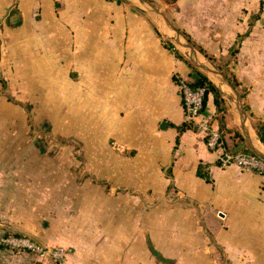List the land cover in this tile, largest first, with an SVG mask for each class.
<instances>
[{
	"label": "crops",
	"instance_id": "0c3cea01",
	"mask_svg": "<svg viewBox=\"0 0 264 264\" xmlns=\"http://www.w3.org/2000/svg\"><path fill=\"white\" fill-rule=\"evenodd\" d=\"M148 2L194 48L197 64L215 69L236 88L198 67L174 44V33L158 15L130 0H0V44L9 43L16 55L27 54L16 58L29 63L34 78L66 83H95L106 69L105 55L112 54V134L134 143L139 165L153 169L152 196L156 189L155 195L169 203H181L186 217L178 222L187 231V237L163 236L162 244L175 248L168 257L149 237L139 240L141 248L134 253L132 240L124 264H264V168L222 166L202 134L186 122L178 84L190 81L195 69L220 91L225 109L216 111L209 93L202 114L226 139L232 133L225 130L241 135L230 153L249 149L244 131L252 143L260 142L255 126L264 122V0ZM4 80L0 74L2 97ZM199 168L206 177L198 176ZM4 181L0 174V198ZM4 213L0 206V237L25 235ZM50 233L31 236L63 249L62 259L0 247V264H89Z\"/></svg>",
	"mask_w": 264,
	"mask_h": 264
},
{
	"label": "rangeland",
	"instance_id": "374dc122",
	"mask_svg": "<svg viewBox=\"0 0 264 264\" xmlns=\"http://www.w3.org/2000/svg\"><path fill=\"white\" fill-rule=\"evenodd\" d=\"M20 54L0 44L5 220L32 238L33 232L51 231L70 247L66 252L89 264H124L132 240L137 253L144 237L160 254L172 255L175 248L163 245V236L187 237L178 222L186 214L181 203L165 202L156 189L152 196L153 169L139 165L134 143L112 134V54L105 55L106 69L95 83L34 78L29 63L20 61L27 54Z\"/></svg>",
	"mask_w": 264,
	"mask_h": 264
},
{
	"label": "built area",
	"instance_id": "2783aa9c",
	"mask_svg": "<svg viewBox=\"0 0 264 264\" xmlns=\"http://www.w3.org/2000/svg\"><path fill=\"white\" fill-rule=\"evenodd\" d=\"M180 96L185 112V120L194 129L202 134L208 150L216 153L217 160L222 166L234 162L244 170L262 169L263 164L256 156L243 152L234 154L224 150L220 132L210 122L203 117V96L204 88L197 86L191 87L186 81L179 80ZM0 246L12 251L29 252L41 259L51 258L53 260L62 259L64 251L61 248H50L42 245L27 235H7L0 237Z\"/></svg>",
	"mask_w": 264,
	"mask_h": 264
},
{
	"label": "trees",
	"instance_id": "16d2710c",
	"mask_svg": "<svg viewBox=\"0 0 264 264\" xmlns=\"http://www.w3.org/2000/svg\"><path fill=\"white\" fill-rule=\"evenodd\" d=\"M118 1H120V0H118ZM148 1H151V0H148ZM167 47L173 49V51L177 57L184 58L183 56L179 55L178 51L176 49H174V47L172 46L171 43L168 42ZM191 74H194L192 79L190 81H186V80L185 81L187 82V84H189L193 88L197 87V86L204 88V96H203V103H202L203 110L205 109L207 95L209 93H211L213 96L216 111H223L225 109V105H224V101L222 99L220 91L202 73L198 72L197 70L194 69V71H192ZM232 85L234 88H236V86H237V84L234 81H232ZM189 126H191V125H189ZM217 129L219 131V128H217ZM255 130H256V134H257L259 141L261 142L262 145H264V122L258 121L256 123ZM232 131L233 130H231V129L229 131L225 130V132L232 133V135L227 139L224 137L225 133H223V132L220 133L224 150L227 153H230L229 150H231V148L234 145L238 144V141H242L241 135L238 134V132H234V131L232 132ZM242 152L249 154V155H254L252 153V151L248 148H244L242 150ZM231 154H234V153H231ZM197 174L200 177H206L205 174L202 172L201 168L198 169ZM7 235L19 236V234H13V233L4 234L2 236H7ZM0 247H2V246H0ZM2 248H5V247H2ZM5 249H7V248H5ZM15 252H18V251H15ZM25 253H29V252H25Z\"/></svg>",
	"mask_w": 264,
	"mask_h": 264
},
{
	"label": "water",
	"instance_id": "95a60500",
	"mask_svg": "<svg viewBox=\"0 0 264 264\" xmlns=\"http://www.w3.org/2000/svg\"><path fill=\"white\" fill-rule=\"evenodd\" d=\"M138 2V4H140L141 6H147L148 7V11H150L151 13H154L156 15H158L160 17V19L164 22V24L166 25V27H168V29H170L174 35L172 37L173 41L175 44H177L178 46L186 49V55L197 64V55H196V51L194 50V48H192V46L188 43V41L183 38L180 33L171 25V23L167 20V18L165 17L164 13L157 7H155L154 5H152L150 2H148L147 0H136ZM139 5V6H140ZM198 67L207 69L206 67L204 68L201 64H197ZM210 72H213L215 74H218L222 77L223 81L232 89V85L230 83H228V81L223 77V75L221 73H219L218 71H216L215 69L213 70H209ZM243 137L246 139L247 143H248V147L249 149L252 151V153L254 154V156H256L260 161H262L264 163V154L259 152L252 143V140L249 138L248 134L244 131L243 132Z\"/></svg>",
	"mask_w": 264,
	"mask_h": 264
},
{
	"label": "bare ground",
	"instance_id": "6f19581e",
	"mask_svg": "<svg viewBox=\"0 0 264 264\" xmlns=\"http://www.w3.org/2000/svg\"><path fill=\"white\" fill-rule=\"evenodd\" d=\"M257 143H258L259 145H257ZM257 143H256V141H253V146H254L259 152H261V153L264 154V147H263V145H262L260 142H257ZM258 146H259L261 149H259Z\"/></svg>",
	"mask_w": 264,
	"mask_h": 264
}]
</instances>
